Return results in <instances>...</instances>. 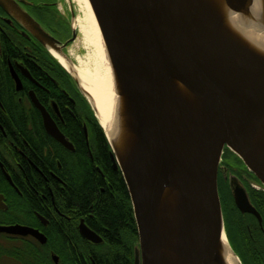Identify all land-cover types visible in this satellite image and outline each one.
<instances>
[{
  "label": "water",
  "instance_id": "obj_1",
  "mask_svg": "<svg viewBox=\"0 0 264 264\" xmlns=\"http://www.w3.org/2000/svg\"><path fill=\"white\" fill-rule=\"evenodd\" d=\"M220 1L225 12L239 15L253 3ZM89 2L121 96L114 142L70 70L73 62L56 51L58 41L14 0H0V5L17 11L38 40L68 62L66 69L103 128L132 202L138 230L134 264H226L220 163L227 147L264 186V57L226 28L220 11L205 0ZM76 35L74 27L72 39ZM43 113L47 132L72 148ZM231 186L238 209L262 224L237 178ZM0 232L45 240L38 230L20 225H0ZM81 232L93 242L102 240L87 225Z\"/></svg>",
  "mask_w": 264,
  "mask_h": 264
},
{
  "label": "flooded vegetation",
  "instance_id": "obj_2",
  "mask_svg": "<svg viewBox=\"0 0 264 264\" xmlns=\"http://www.w3.org/2000/svg\"><path fill=\"white\" fill-rule=\"evenodd\" d=\"M14 1L58 41L56 51L73 62L69 47L76 41L78 31L72 39V8L63 10L60 0ZM19 17L17 11L0 5V225L32 228L45 240L32 234L0 232V264H98V259L103 258L99 245L106 243V238L96 229L92 211L87 213L80 204L72 203L69 186L73 162L67 157L77 151L76 125L80 126L85 144L90 145L91 118L85 111L86 98L52 50ZM43 111L72 148L47 132ZM227 149L224 148L218 174L225 222L227 196L235 203L233 178L239 180L255 207L250 188L264 191L262 183L253 180L252 172ZM111 167L119 171L112 158ZM59 170L65 171L63 178L58 176ZM58 185L63 190L61 208L55 198ZM243 215L256 219L264 233L263 218L261 224L256 215ZM82 225L102 240L85 238ZM129 245L134 264L132 240Z\"/></svg>",
  "mask_w": 264,
  "mask_h": 264
},
{
  "label": "trees",
  "instance_id": "obj_3",
  "mask_svg": "<svg viewBox=\"0 0 264 264\" xmlns=\"http://www.w3.org/2000/svg\"><path fill=\"white\" fill-rule=\"evenodd\" d=\"M85 103V111L91 118L88 124L90 145L85 144L79 132L80 126L76 125L77 151L67 157L73 162L70 199L72 203L80 204L83 211H92L96 229L106 238V243L99 245L103 258L98 259V264H132L129 242L137 243L138 230L128 188L121 171L116 172L111 167V147L90 104L87 100ZM57 174L63 178L65 171L59 170ZM251 175L253 180H257L253 173ZM250 189L252 200L262 215L264 228V191ZM55 198L61 208L63 190L60 185L55 190ZM228 198L229 203L224 204L227 210L225 229L232 248L242 264H264V233L260 224L250 215H243Z\"/></svg>",
  "mask_w": 264,
  "mask_h": 264
},
{
  "label": "bare ground",
  "instance_id": "obj_4",
  "mask_svg": "<svg viewBox=\"0 0 264 264\" xmlns=\"http://www.w3.org/2000/svg\"><path fill=\"white\" fill-rule=\"evenodd\" d=\"M81 7L82 15L77 18L78 30L89 49L83 67L76 65L70 69L74 72L82 87L90 94L97 111L98 119L105 129L110 141L115 140L118 131V115L121 96L116 83L113 67L107 52L105 41L89 0H76ZM210 3L222 16L226 28L237 33L252 46L255 53L264 57V2L253 0L248 3L246 14H230L220 0H205ZM67 68L68 62L55 55ZM222 256L226 264H241L239 258L232 252L225 235L222 237Z\"/></svg>",
  "mask_w": 264,
  "mask_h": 264
},
{
  "label": "rangeland",
  "instance_id": "obj_5",
  "mask_svg": "<svg viewBox=\"0 0 264 264\" xmlns=\"http://www.w3.org/2000/svg\"><path fill=\"white\" fill-rule=\"evenodd\" d=\"M62 3V8L63 10L67 9H71L74 11L75 13V18L72 19V24L73 26L76 28V30L78 31V37L76 39V41L69 47V50L72 54V60H73V64L74 66L76 65L78 68L83 67V61H86V58L89 55V49L87 48L79 30L77 25V18L81 17L82 15V11H81V7L80 5L77 3L76 0H60ZM87 100V99H86ZM138 244L137 243L134 244L135 245ZM237 254V253H236Z\"/></svg>",
  "mask_w": 264,
  "mask_h": 264
}]
</instances>
